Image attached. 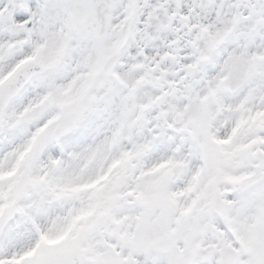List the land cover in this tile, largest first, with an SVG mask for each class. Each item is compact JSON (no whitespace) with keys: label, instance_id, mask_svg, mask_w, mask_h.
I'll list each match as a JSON object with an SVG mask.
<instances>
[{"label":"snow or ice","instance_id":"snow-or-ice-1","mask_svg":"<svg viewBox=\"0 0 264 264\" xmlns=\"http://www.w3.org/2000/svg\"><path fill=\"white\" fill-rule=\"evenodd\" d=\"M0 264H264V0H0Z\"/></svg>","mask_w":264,"mask_h":264}]
</instances>
